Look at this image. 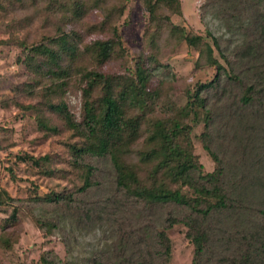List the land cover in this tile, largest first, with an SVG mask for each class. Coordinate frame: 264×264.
<instances>
[{
  "label": "trees",
  "instance_id": "16d2710c",
  "mask_svg": "<svg viewBox=\"0 0 264 264\" xmlns=\"http://www.w3.org/2000/svg\"><path fill=\"white\" fill-rule=\"evenodd\" d=\"M138 1L131 51L120 20L132 0H0V47L24 74L3 105L35 134L21 142L53 144L12 151L15 130L0 122V169L15 183L22 166L29 182L21 197L0 186V264H24L21 213L65 254L41 250L37 264H169L174 227L190 264H264V0H202L203 32L185 25L181 0ZM181 47L199 78L176 83ZM38 180L52 186L39 194ZM94 231L102 245L77 262L78 236Z\"/></svg>",
  "mask_w": 264,
  "mask_h": 264
},
{
  "label": "rangeland",
  "instance_id": "374dc122",
  "mask_svg": "<svg viewBox=\"0 0 264 264\" xmlns=\"http://www.w3.org/2000/svg\"><path fill=\"white\" fill-rule=\"evenodd\" d=\"M201 2L202 0H181L182 19L184 20L185 25L188 28L199 32H203L204 29V26L197 15V9ZM123 19H125L127 23L121 26V35L127 44L126 47H128L131 51H134L140 45V38L145 21L143 10L138 0H132V2L128 4L120 22H122ZM97 20V13H91L87 18L89 23L96 22ZM204 23L211 33H221V30H219L217 23L213 19L206 18ZM2 33V30H0V39H4L6 37ZM13 54V50L8 51L5 47H0V122L8 121L10 126L15 130L14 137L16 141H19V144H17V146L13 148L12 151L23 150L27 153L32 152L33 155H43L53 146V144L49 141H46L42 142L41 144H37L33 149H30L31 146L26 145L25 142H21L20 140L23 138L27 140L32 139L35 134L30 129H27L26 131H20V123L11 122L12 116L17 113V110L10 100H6L7 102L3 105L6 95L10 94L9 89L14 86L16 81L22 80L24 77L21 69L18 71L16 66L10 63ZM194 59L195 57L193 54H186V51H184L183 47H181L178 54H175L171 60H169L172 73L177 78L176 83H179L180 79L190 81L194 78V76L197 75V73L191 71V64ZM15 70L18 71V74H14V72H16ZM196 77L199 78V76ZM66 97L68 105L71 107L75 117H77L79 113V93L77 92L75 94H68ZM177 102H183V97L178 96ZM200 160L205 165L206 169L209 170L210 163L207 161V159L204 156H201ZM16 176L20 180L13 183L9 180L6 174L4 175V171L0 169V186L4 187L10 196L21 197L26 193L24 189L29 187V182L23 180L26 176L24 175L22 166L19 167V170L16 172ZM26 179L31 181L33 180L31 176H28ZM35 183L38 185L39 194L45 193L46 189L52 186V182L49 183L45 180H38ZM21 214L23 217L17 226V229L20 233L19 251L25 250V247L29 248L25 258L23 259L24 264H37L36 261L38 259L39 252L49 248L53 249L59 258L62 259L65 254L61 243L56 239V237L48 238L46 245H41L42 240L40 239V236L33 224L27 216L23 215V213ZM5 217L6 214L3 211H0V221ZM168 236L172 245L169 264H190L192 248L183 239V229L181 227H174L168 232ZM77 239L79 246L73 252V256L77 262H79V260L91 250L102 245L101 234L99 231H94L88 235H79ZM2 264L14 263L2 262Z\"/></svg>",
  "mask_w": 264,
  "mask_h": 264
}]
</instances>
